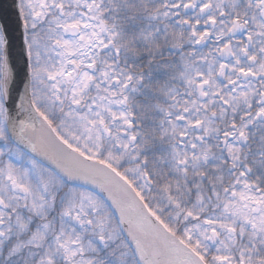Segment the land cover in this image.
Here are the masks:
<instances>
[{
	"label": "snow or ice",
	"instance_id": "1",
	"mask_svg": "<svg viewBox=\"0 0 264 264\" xmlns=\"http://www.w3.org/2000/svg\"><path fill=\"white\" fill-rule=\"evenodd\" d=\"M0 264H264V0H11Z\"/></svg>",
	"mask_w": 264,
	"mask_h": 264
},
{
	"label": "water",
	"instance_id": "2",
	"mask_svg": "<svg viewBox=\"0 0 264 264\" xmlns=\"http://www.w3.org/2000/svg\"><path fill=\"white\" fill-rule=\"evenodd\" d=\"M0 26L6 29L13 53L12 66L14 76L17 85H21L25 75V57L23 54V42L20 37V30L11 7V0H0Z\"/></svg>",
	"mask_w": 264,
	"mask_h": 264
}]
</instances>
